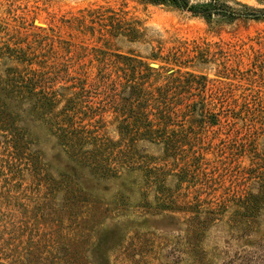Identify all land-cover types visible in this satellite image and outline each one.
I'll list each match as a JSON object with an SVG mask.
<instances>
[{"label": "rangeland", "instance_id": "1", "mask_svg": "<svg viewBox=\"0 0 264 264\" xmlns=\"http://www.w3.org/2000/svg\"><path fill=\"white\" fill-rule=\"evenodd\" d=\"M0 264H264V16L0 0Z\"/></svg>", "mask_w": 264, "mask_h": 264}, {"label": "trees", "instance_id": "2", "mask_svg": "<svg viewBox=\"0 0 264 264\" xmlns=\"http://www.w3.org/2000/svg\"><path fill=\"white\" fill-rule=\"evenodd\" d=\"M156 5H172L181 10L190 11L194 15L212 17L214 15L229 16L232 18H258L264 16V9L256 10L248 6L236 9L225 0H142Z\"/></svg>", "mask_w": 264, "mask_h": 264}]
</instances>
